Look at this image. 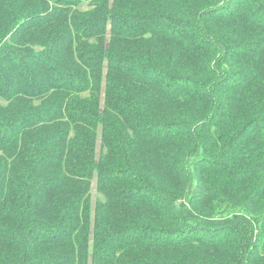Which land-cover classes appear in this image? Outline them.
<instances>
[{
	"label": "trees",
	"instance_id": "1",
	"mask_svg": "<svg viewBox=\"0 0 264 264\" xmlns=\"http://www.w3.org/2000/svg\"><path fill=\"white\" fill-rule=\"evenodd\" d=\"M0 264H264V0H0Z\"/></svg>",
	"mask_w": 264,
	"mask_h": 264
}]
</instances>
